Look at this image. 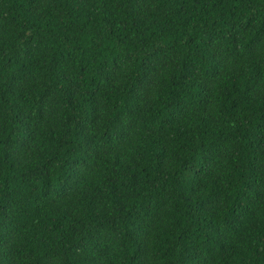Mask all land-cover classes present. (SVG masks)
<instances>
[{"label":"trees","instance_id":"1","mask_svg":"<svg viewBox=\"0 0 264 264\" xmlns=\"http://www.w3.org/2000/svg\"><path fill=\"white\" fill-rule=\"evenodd\" d=\"M0 264H264V0H0Z\"/></svg>","mask_w":264,"mask_h":264}]
</instances>
